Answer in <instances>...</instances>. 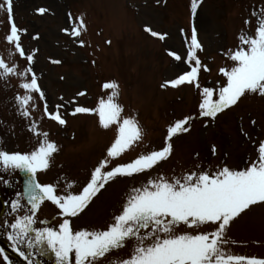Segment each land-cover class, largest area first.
<instances>
[{
  "label": "rangeland",
  "instance_id": "rangeland-1",
  "mask_svg": "<svg viewBox=\"0 0 264 264\" xmlns=\"http://www.w3.org/2000/svg\"><path fill=\"white\" fill-rule=\"evenodd\" d=\"M0 5L6 6V0H0ZM191 6L192 0H13L11 14L0 7V57L20 73L7 78L0 74V152L30 154L36 150L43 137L34 135L35 122L38 131L47 132L49 140L58 145L59 151L53 154L50 166L54 163L63 169L58 171L60 178L67 173L78 176L72 192H81L95 167L106 157L117 129L102 128L95 114L71 113L80 106L96 108L100 99H107L113 91L104 85L116 82V102L124 108L122 118H136L143 129V139L113 163H127L141 153L161 149L170 125L188 116L197 118L190 123L189 132L173 138L174 152L167 161L149 173L110 181L94 198L93 210L104 209L109 198L111 215L119 214L132 187L157 175L179 176L201 165L215 171L225 162L237 170L250 166L258 158L259 145L264 143V97L246 94L237 106L205 124L199 117L201 89L194 85H163L190 70L184 60L177 62L168 53L175 51L186 58L194 22L203 46L198 56L202 65L211 69L207 72L201 67V86L221 87L226 79L221 69L233 66L230 55L241 47V33L255 35L258 18L264 13V0H203L194 21ZM39 8L48 11L41 15ZM81 16L87 30L76 37L71 34L73 21ZM10 17L22 30L21 44L26 54L35 53V63L30 66L45 93L44 97L32 94L30 117L22 115L18 100L28 94L21 85L31 79V75L27 80L22 75L29 62L6 39L10 34ZM249 20L251 24L247 25ZM148 27L167 34L166 39L151 36L146 31ZM109 40L111 44L107 43ZM53 60L61 62L52 63ZM80 92L86 95L80 96ZM45 102L49 112L63 105L60 112L67 120L66 126L48 117ZM213 143L218 145L215 154L210 151ZM245 155L250 157L242 161ZM0 168L5 170L3 164ZM9 173L6 176L0 171V186L10 206L12 223L29 212L24 208L14 212L11 208L16 194L12 185L7 186L13 184L14 171ZM39 177L46 181L51 175L40 171ZM46 206L36 218L54 219L58 224L59 209H53L52 204ZM229 236L235 243L226 246L228 251L264 259V206H255L242 214ZM129 254V249H120L109 253L107 260L126 258Z\"/></svg>",
  "mask_w": 264,
  "mask_h": 264
},
{
  "label": "snow or ice",
  "instance_id": "snow-or-ice-1",
  "mask_svg": "<svg viewBox=\"0 0 264 264\" xmlns=\"http://www.w3.org/2000/svg\"><path fill=\"white\" fill-rule=\"evenodd\" d=\"M202 3L203 0H192L193 21ZM0 7H5L11 14L13 0H6V6ZM37 11L43 15L48 10L39 8ZM245 23L250 25L251 21ZM10 24V34L6 39L19 56L29 62V67L22 75L26 80L31 75V79L21 85L28 94L18 97V100L22 115L30 117L29 105L34 98L32 94L38 93L40 97H44L45 93L30 66L35 63V53L26 54L21 44L22 30L16 25L14 18L10 17ZM86 30L83 16L78 21H73L72 35L80 37ZM68 31L65 29V32ZM146 31L161 40L167 36L151 27L146 28ZM184 36L187 40L186 32ZM239 39L241 47L230 55L233 66L221 69L226 78L223 85L218 89L202 87L201 67L205 71L210 69L202 65L198 56V51H202L203 46L193 22L186 58L175 51L170 50L168 53L177 62L184 60L190 70L167 81L163 87L194 85L201 89L199 114L210 121H215L220 113L237 105L246 94L258 93L264 97V13L258 18L255 35L242 32ZM80 43L83 45L82 40ZM107 43L111 44V41ZM60 62L52 61L57 64ZM0 74L7 78L20 73L0 57ZM104 88L113 91L107 99L101 98L96 108L80 106L71 113L73 116L95 114L99 117L102 128L116 126L117 129V135L108 148L106 157L95 167L81 192L69 191L73 187L69 183L61 194L59 182L41 184L37 179L36 174L50 167V160L59 148L49 140L47 132L38 131L35 122L32 129L34 135L37 138L43 137L36 150L30 154L0 152V164L30 174L26 193L29 213L15 218L14 222L7 225V229H10L7 231L8 240L27 264H36L34 258L47 255L49 251L55 254L57 264H100L102 258L109 253L124 248L129 249L127 258L112 259L108 264H264V259L237 255L226 248L235 243L229 236L234 222L253 207L264 206V143L258 147V158L250 166L246 165L240 170L230 168L225 162L215 171L206 170L201 165L196 170H189L179 176L157 175L150 178L139 187H132L119 214L114 215L105 228L73 230L70 218L83 213L110 181L149 173L161 162L167 161L174 152L173 138L190 131V121L194 119L188 116L170 125L165 146L161 149L141 153L127 163H113L143 139V129L136 118H122L124 108L116 102L119 95L118 83H106ZM79 95L84 96L86 93L80 92ZM61 107L63 105H57L53 112H49L45 102L44 111L51 120L66 126L67 120L61 115ZM215 152L213 146V153ZM46 201L57 206L60 215L65 217L59 228L36 227V213ZM11 208L18 212L22 208L20 199L13 202ZM23 248L29 250L31 255ZM0 254H3L6 264H13L4 254L3 248H0Z\"/></svg>",
  "mask_w": 264,
  "mask_h": 264
}]
</instances>
